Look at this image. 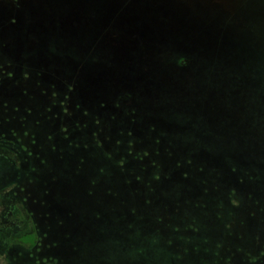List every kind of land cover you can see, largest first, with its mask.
Masks as SVG:
<instances>
[{
  "label": "rangeland",
  "instance_id": "obj_1",
  "mask_svg": "<svg viewBox=\"0 0 264 264\" xmlns=\"http://www.w3.org/2000/svg\"><path fill=\"white\" fill-rule=\"evenodd\" d=\"M0 264H264V0H0Z\"/></svg>",
  "mask_w": 264,
  "mask_h": 264
},
{
  "label": "trees",
  "instance_id": "obj_2",
  "mask_svg": "<svg viewBox=\"0 0 264 264\" xmlns=\"http://www.w3.org/2000/svg\"><path fill=\"white\" fill-rule=\"evenodd\" d=\"M56 17V21H57V24L58 23H60V24H62V20H58V17L57 16H55ZM60 19H62V18H60ZM59 21V22H58ZM110 21V20H109ZM109 21L107 22L106 20H104V21H98V23L96 24L95 23V25H96V31L98 30V31H100L99 33H102V34H106V33H108V32H110V33H112L111 31L113 30V26H114V24L112 25V28L110 27V25H109ZM90 27H91V25L92 24H89V23H87ZM59 25V24H58ZM93 26V25H92ZM102 26V27H101ZM110 28V29H109ZM64 33V32H63ZM114 37H116L115 35H114ZM185 59H183L182 61H184ZM15 209H16V213L15 214H18L19 213V208L18 207H15ZM21 218V215L18 217V219H20Z\"/></svg>",
  "mask_w": 264,
  "mask_h": 264
}]
</instances>
